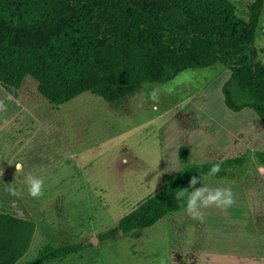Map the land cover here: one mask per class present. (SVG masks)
<instances>
[{
  "label": "rangeland",
  "instance_id": "obj_1",
  "mask_svg": "<svg viewBox=\"0 0 264 264\" xmlns=\"http://www.w3.org/2000/svg\"><path fill=\"white\" fill-rule=\"evenodd\" d=\"M236 12L248 18L246 6ZM256 46L264 62V13ZM229 75L215 64L150 84L161 90L156 111L144 85L117 104L86 92L62 105L41 96L29 76L16 99L0 85L6 106L0 111V212L35 223L17 264L33 260L45 245L71 244L77 253L45 264H264V166L254 157L264 151V124L251 109L225 107L221 89ZM181 145L189 153L185 163ZM236 157L245 164L222 177L205 175L196 186L231 189V207L201 208L199 220L187 214L185 202L149 228L99 240L182 167ZM28 174L44 180L38 199L28 194Z\"/></svg>",
  "mask_w": 264,
  "mask_h": 264
},
{
  "label": "trees",
  "instance_id": "obj_2",
  "mask_svg": "<svg viewBox=\"0 0 264 264\" xmlns=\"http://www.w3.org/2000/svg\"><path fill=\"white\" fill-rule=\"evenodd\" d=\"M263 6L264 0H253L242 19L230 0H0V85L16 99L29 76L54 105L86 92L117 104L146 83L164 84L184 70L222 64L230 73L221 89L225 107L234 113L251 109L264 124V62L256 47ZM178 155L185 163L187 147L181 145ZM254 157L264 166V151ZM217 163L214 176L222 177L245 159L182 167L99 240L149 228L181 211L186 198L177 200L176 192ZM34 231L33 221L0 212V264H17ZM78 251L74 244L45 245L25 264Z\"/></svg>",
  "mask_w": 264,
  "mask_h": 264
},
{
  "label": "clouds",
  "instance_id": "obj_3",
  "mask_svg": "<svg viewBox=\"0 0 264 264\" xmlns=\"http://www.w3.org/2000/svg\"><path fill=\"white\" fill-rule=\"evenodd\" d=\"M145 88H150L151 90L147 92V99L153 101V110H158L159 100H160V88L152 86L148 83L144 85ZM9 100H12L13 97L9 95L7 97ZM5 104L3 101H0V111L5 109ZM127 163V160L123 161ZM16 171H22L23 165L16 164ZM220 171V165L214 164L210 169L209 175H215ZM264 171V169H261ZM26 183L28 185V194L33 198H40L43 196V186L44 180L28 174L26 176ZM197 184H201V178L197 176H192L189 180L188 188H191L192 191L189 192L188 188H183L180 191L176 192L175 198L177 200H184L186 198V207L185 211L193 219L203 220V214L201 208H206L211 205L226 210L234 204V197L231 189L228 188H208L205 186L196 187ZM9 191L12 195H19L14 188H10Z\"/></svg>",
  "mask_w": 264,
  "mask_h": 264
},
{
  "label": "crops",
  "instance_id": "obj_4",
  "mask_svg": "<svg viewBox=\"0 0 264 264\" xmlns=\"http://www.w3.org/2000/svg\"><path fill=\"white\" fill-rule=\"evenodd\" d=\"M232 1L236 7L238 6H246L247 8L249 7V5L251 4L252 1L250 0H230ZM262 13H264V6H263V10H262ZM262 16V15H261ZM258 40V39H257ZM257 47V46H256ZM240 141V140H237V142Z\"/></svg>",
  "mask_w": 264,
  "mask_h": 264
},
{
  "label": "water",
  "instance_id": "obj_5",
  "mask_svg": "<svg viewBox=\"0 0 264 264\" xmlns=\"http://www.w3.org/2000/svg\"><path fill=\"white\" fill-rule=\"evenodd\" d=\"M119 233H121V232H119ZM121 234H122V233H121ZM92 244H96V242L93 240V241H92Z\"/></svg>",
  "mask_w": 264,
  "mask_h": 264
}]
</instances>
